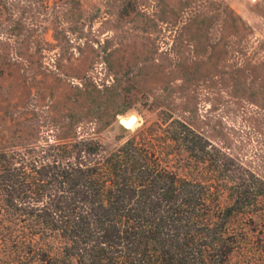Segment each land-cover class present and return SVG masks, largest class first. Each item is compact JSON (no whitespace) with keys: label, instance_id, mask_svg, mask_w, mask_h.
<instances>
[{"label":"rangeland","instance_id":"374dc122","mask_svg":"<svg viewBox=\"0 0 264 264\" xmlns=\"http://www.w3.org/2000/svg\"><path fill=\"white\" fill-rule=\"evenodd\" d=\"M160 110L264 180V0H0V147Z\"/></svg>","mask_w":264,"mask_h":264},{"label":"trees","instance_id":"16d2710c","mask_svg":"<svg viewBox=\"0 0 264 264\" xmlns=\"http://www.w3.org/2000/svg\"><path fill=\"white\" fill-rule=\"evenodd\" d=\"M80 126L0 147V264H264V180L237 157L165 110L110 145Z\"/></svg>","mask_w":264,"mask_h":264},{"label":"water","instance_id":"95a60500","mask_svg":"<svg viewBox=\"0 0 264 264\" xmlns=\"http://www.w3.org/2000/svg\"><path fill=\"white\" fill-rule=\"evenodd\" d=\"M136 117H137V116H136L135 114H132V115L129 117V119H125V118L121 117V118L119 119V122H120L125 128L132 129V127H131L130 125L127 124V122L130 121V120H133V119H137Z\"/></svg>","mask_w":264,"mask_h":264},{"label":"bare ground","instance_id":"6f19581e","mask_svg":"<svg viewBox=\"0 0 264 264\" xmlns=\"http://www.w3.org/2000/svg\"><path fill=\"white\" fill-rule=\"evenodd\" d=\"M132 115V114H131ZM130 114H129V116H126V117H123V118H125V119H129V117L131 116ZM136 115V114H135ZM137 116V115H136ZM137 119H133V120H130V121H128L127 122V124L128 125H130L132 128H134L135 126H137L138 124H139V118H138V116L136 117Z\"/></svg>","mask_w":264,"mask_h":264}]
</instances>
